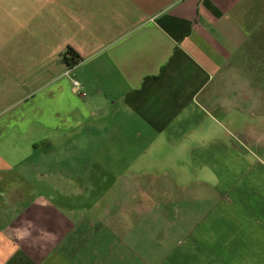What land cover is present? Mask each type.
<instances>
[{
	"label": "crops",
	"instance_id": "0c3cea01",
	"mask_svg": "<svg viewBox=\"0 0 264 264\" xmlns=\"http://www.w3.org/2000/svg\"><path fill=\"white\" fill-rule=\"evenodd\" d=\"M38 141L112 197L41 193ZM0 264H264V0H0Z\"/></svg>",
	"mask_w": 264,
	"mask_h": 264
},
{
	"label": "rangeland",
	"instance_id": "374dc122",
	"mask_svg": "<svg viewBox=\"0 0 264 264\" xmlns=\"http://www.w3.org/2000/svg\"><path fill=\"white\" fill-rule=\"evenodd\" d=\"M37 143L39 145L38 148L35 149L37 152H34V150L32 151L31 149L33 158L27 160H30L35 167H40V169L43 167V173H33L31 175L33 183H37V186H41V193L59 199L60 204H63L66 211L70 210L73 206L74 212L79 213L80 211L83 214H88L90 208H94L93 210L97 212V210L100 209V206L106 202V199L109 196L112 197L114 191H107L104 189V186L106 185L104 182L105 179L113 180V178L119 177V174L113 173L112 175H109L108 173H102L103 168H105L103 164L104 159L102 158L103 144L99 149L101 151L91 150V156L89 158L81 157L80 159H75L72 156L74 154L71 151L72 144L70 142H55L54 144H56V148L58 146V150L56 149L54 153H48V156L46 155V157L43 155L44 158L39 161V157L42 155L41 146H43V142L38 141ZM98 146H100V143H98ZM82 148L83 143L81 142L79 150H82ZM88 154L89 152H86V157ZM115 163L116 166H120L119 160H116ZM84 164L87 166H93L92 169L96 167V169L100 170V173H97L95 176L82 173L81 171L85 169L82 166ZM47 168H49V170ZM40 169L38 168V171H40ZM78 171L81 173L77 174ZM74 173H76V175ZM89 177H92V183L90 184L92 188L86 190L83 180L89 179ZM76 178L80 179V182H77Z\"/></svg>",
	"mask_w": 264,
	"mask_h": 264
},
{
	"label": "trees",
	"instance_id": "16d2710c",
	"mask_svg": "<svg viewBox=\"0 0 264 264\" xmlns=\"http://www.w3.org/2000/svg\"><path fill=\"white\" fill-rule=\"evenodd\" d=\"M62 60L67 65V67H74L81 62L82 58L79 53L75 51V49H73L72 47H68L62 56ZM38 146L39 145L37 144L34 148L37 149ZM41 147L43 150L45 148V143H43V146Z\"/></svg>",
	"mask_w": 264,
	"mask_h": 264
},
{
	"label": "built area",
	"instance_id": "2783aa9c",
	"mask_svg": "<svg viewBox=\"0 0 264 264\" xmlns=\"http://www.w3.org/2000/svg\"><path fill=\"white\" fill-rule=\"evenodd\" d=\"M73 86L76 90H81L82 89V84L80 83V81L74 80L73 81Z\"/></svg>",
	"mask_w": 264,
	"mask_h": 264
}]
</instances>
